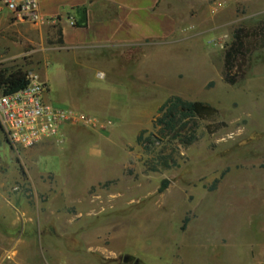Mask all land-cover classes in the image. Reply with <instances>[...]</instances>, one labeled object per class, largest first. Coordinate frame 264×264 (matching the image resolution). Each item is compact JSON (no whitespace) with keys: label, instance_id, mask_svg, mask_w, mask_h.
<instances>
[{"label":"rangeland","instance_id":"1","mask_svg":"<svg viewBox=\"0 0 264 264\" xmlns=\"http://www.w3.org/2000/svg\"><path fill=\"white\" fill-rule=\"evenodd\" d=\"M179 10L177 35L148 47L139 62L109 67V82L96 76L101 65L81 77L45 62L40 55L59 33L44 41L38 27L16 24L4 10L0 70L39 75L47 103L94 122L68 127L64 144L24 151L0 128L7 261L18 258L7 243L18 251L24 240L27 264H264V0H207ZM239 29L249 38L246 58L230 85L226 53ZM107 85L108 97L98 92ZM116 88L124 98H112ZM171 96L216 112L200 121L194 145L167 139L146 150L138 137L157 134L153 122Z\"/></svg>","mask_w":264,"mask_h":264},{"label":"crops","instance_id":"2","mask_svg":"<svg viewBox=\"0 0 264 264\" xmlns=\"http://www.w3.org/2000/svg\"><path fill=\"white\" fill-rule=\"evenodd\" d=\"M44 25L40 26L41 38H53L55 31L62 34L57 43L43 55L45 62L56 61L61 69H75L81 77L95 72L93 66L106 67L96 71L97 77L109 82V67L120 62L142 60L148 47L162 45L164 40L175 37L179 31V6H196L207 0H38ZM87 9V26L76 28ZM189 11V15H190ZM99 90V91H98ZM97 91L108 97V85ZM112 98H124L123 90L116 88ZM107 104V103H106ZM107 113V105L101 109ZM104 112L100 114H105ZM15 221V220H14ZM7 243L4 250L17 254V261H7L0 253V264H27L24 253L27 247L19 241L18 251Z\"/></svg>","mask_w":264,"mask_h":264},{"label":"built area","instance_id":"3","mask_svg":"<svg viewBox=\"0 0 264 264\" xmlns=\"http://www.w3.org/2000/svg\"><path fill=\"white\" fill-rule=\"evenodd\" d=\"M4 10L16 24L39 28L45 23L38 0H0L1 18ZM28 78L25 90L0 97V128L13 149L24 151L48 141L64 144V132L68 127L93 125V119L84 113L47 103V83L32 72Z\"/></svg>","mask_w":264,"mask_h":264},{"label":"trees","instance_id":"4","mask_svg":"<svg viewBox=\"0 0 264 264\" xmlns=\"http://www.w3.org/2000/svg\"><path fill=\"white\" fill-rule=\"evenodd\" d=\"M83 16L79 22H75L76 28H84L87 26V9H82ZM62 34L60 33V37ZM235 41L228 48L225 63V81L230 85L237 83V80L243 73V65L237 67L240 58H246L244 54L246 40H248L247 32L238 30L234 36ZM58 43H62L59 38ZM28 73L21 69L8 71L0 70V97L10 96L25 90L29 85ZM216 110L209 104L188 101L178 96H171L158 110L156 119L153 122V129L157 134H149L147 130L142 131L138 137V144L146 150L156 147L157 142L172 139L178 141L184 146L194 145L198 137V128L200 121L210 117ZM171 165L166 163L165 168ZM188 223V219L184 221V228Z\"/></svg>","mask_w":264,"mask_h":264},{"label":"water","instance_id":"5","mask_svg":"<svg viewBox=\"0 0 264 264\" xmlns=\"http://www.w3.org/2000/svg\"><path fill=\"white\" fill-rule=\"evenodd\" d=\"M124 261H125V263H128L129 262V258H125Z\"/></svg>","mask_w":264,"mask_h":264}]
</instances>
